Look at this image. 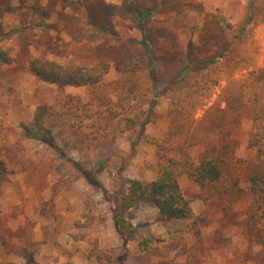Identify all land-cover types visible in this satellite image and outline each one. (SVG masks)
<instances>
[{
	"label": "rangeland",
	"instance_id": "374dc122",
	"mask_svg": "<svg viewBox=\"0 0 264 264\" xmlns=\"http://www.w3.org/2000/svg\"><path fill=\"white\" fill-rule=\"evenodd\" d=\"M253 4L250 11V0H0V264H264V120L248 110L229 112L225 128L189 149L198 162L216 146L230 170L204 190L180 177L188 217L163 225L158 209L143 204L128 215L139 238L125 242L112 216L124 179L156 178L166 135L177 128L171 110L189 107L183 98L224 108L222 89L239 80L246 97L264 101V0ZM141 10L153 12L147 33L161 93L143 132L119 123L127 116L141 122L147 106L137 107L152 97V59L135 23ZM183 14L201 55L219 61L192 91L175 93L169 85L188 49L178 26ZM34 60L84 71L108 65L100 82L110 100L97 102L88 87L39 80L30 71ZM139 63L135 75L126 73ZM125 78L135 84L122 88ZM202 115L200 107L195 118ZM102 159L108 166L98 172Z\"/></svg>",
	"mask_w": 264,
	"mask_h": 264
},
{
	"label": "trees",
	"instance_id": "16d2710c",
	"mask_svg": "<svg viewBox=\"0 0 264 264\" xmlns=\"http://www.w3.org/2000/svg\"><path fill=\"white\" fill-rule=\"evenodd\" d=\"M254 1L250 0V11L254 6ZM152 14L153 12L145 10L135 14V23L141 30L146 45L149 46L148 55L152 59L149 64L152 83L150 88H148L152 92V97L145 95L142 105L137 107L139 110L147 106V111L140 115L142 117L141 122L136 117L129 116L119 120V123H124L125 128L129 131L135 130V127L139 124L140 131L143 132L146 126L151 123L152 118L157 117L154 109L159 103L161 93L157 81V61L147 33V21ZM252 19L253 15L251 14L243 22L239 30L240 33L246 32ZM188 21V17L183 14L178 23L182 33L188 37V49L185 65L179 69L176 79L169 85V90L175 93L177 91L186 93L192 91L200 83V78L204 73L210 71L219 61V58H215L212 55H201V51L195 47L193 42L195 27L190 25ZM35 26L39 27L41 24ZM27 28L13 29L6 36L20 34ZM142 66L139 63L138 65L135 64L134 67H126V73L135 75L138 68L141 69ZM30 71L39 80L55 84L62 89L67 86L88 87L93 99L97 100V102L104 103L106 100H110L107 94H103L105 86L100 82L109 73V66L106 64L84 71L79 67L63 66L47 60H34L30 63ZM240 83L239 80H230L222 89L221 98L225 103L224 108L218 103L207 107L208 104H201V101L196 97L189 100L187 98L182 99L188 103L189 107L187 109L175 108L171 110V113H174L173 120L177 123V128L166 135L165 143L167 146H163L164 154L161 156L163 162L160 164L156 178L152 181L126 178L113 193L112 198L115 202V207L112 211V216L118 234L123 241L134 242L138 240V230L129 220L128 215L143 204H151L158 209V219L163 225L184 219L192 213L190 202L185 198L180 187L179 180L181 176L187 175L204 190L209 186L217 188L221 180L228 175L230 164L218 154L216 146L207 147L198 162L192 158L189 149L197 144L204 143L205 135L225 128L228 123L229 112L237 113L248 110L254 116L255 121L264 120V101H262V97H256L251 101L250 97H246L245 88H241ZM129 84L134 85L135 83L126 78L118 83L122 88ZM134 89L136 90V87ZM262 90L264 92V87H262ZM206 97L209 98L210 96L206 95ZM260 102L262 103L260 104ZM200 107L203 108V115L200 118H195ZM176 137L181 138L176 140ZM169 153H173V155L170 156ZM108 162L109 159H102L98 172L106 169ZM251 181L256 190L259 186L258 176L256 174L252 175ZM219 190L217 189V191ZM42 206L41 214L48 216L49 212H51L49 204L45 202ZM140 245L144 250L149 249L148 241L146 240L142 241Z\"/></svg>",
	"mask_w": 264,
	"mask_h": 264
}]
</instances>
